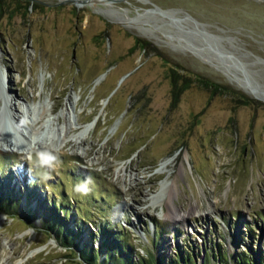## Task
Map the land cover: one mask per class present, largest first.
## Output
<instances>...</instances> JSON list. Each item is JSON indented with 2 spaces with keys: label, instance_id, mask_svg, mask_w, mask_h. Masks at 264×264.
Segmentation results:
<instances>
[{
  "label": "rangeland",
  "instance_id": "374dc122",
  "mask_svg": "<svg viewBox=\"0 0 264 264\" xmlns=\"http://www.w3.org/2000/svg\"><path fill=\"white\" fill-rule=\"evenodd\" d=\"M136 37L146 52L129 51ZM173 67L264 104V0H0V193L17 205L0 208V264H79L85 245L101 262L113 235L134 260L264 259V108L196 84L173 102ZM39 103L51 113L22 129L17 116L28 108L36 119ZM67 103L92 129L70 130L54 179L40 180L49 170L35 151L49 148L22 155L5 143L33 133L59 144L65 121L55 116ZM87 176L89 193L75 192Z\"/></svg>",
  "mask_w": 264,
  "mask_h": 264
},
{
  "label": "trees",
  "instance_id": "16d2710c",
  "mask_svg": "<svg viewBox=\"0 0 264 264\" xmlns=\"http://www.w3.org/2000/svg\"><path fill=\"white\" fill-rule=\"evenodd\" d=\"M148 46H149L148 41L142 38L136 37L134 40L133 47L130 48L129 51H132L135 48H140L142 51L146 52ZM171 69L172 70H171V74L169 75V77H170V83H171V93H172L173 102L178 101L180 95L183 93L185 89H187L189 86L193 84H196L208 90L210 98L215 95H220V94L229 95L233 97L234 99L238 100L240 104L257 105V106H262L264 108L263 103L241 93L240 91L228 85L214 82L210 80L209 78L195 75V74L180 75L178 72H175L177 71L175 67ZM5 197H6V194H5ZM7 207L10 208L11 210L13 209V211H17V205H14L6 201L5 198H2L1 193H0V208H5L7 210ZM44 210L46 211V213L48 214L50 213L49 216L51 215V212H50L52 211L51 209H44ZM29 218H28V221H29ZM51 219H52V222L51 220L50 221L48 220V227H50L49 229L53 230V227H54L53 222L54 223L56 222L58 225L59 220L54 217H52ZM107 225L109 226V224ZM100 230L104 234L107 232V230L104 227L101 228ZM54 231L64 248L71 250L73 247L76 246V244L73 242V239L70 238L69 236L68 228L61 230L59 226H56L54 228ZM118 237L114 235L112 236V238L108 237L109 239L107 238L108 240H105L104 244L101 245L102 248L105 247L106 249L105 257L101 262L99 261L100 256H98V253L92 248L91 245H85L83 248H81L76 254V256H74V258L77 259L79 264H194V256L192 255H188L185 258H180L178 256L176 258L171 259L168 262H165V261L163 262V258L161 256H155L153 254H147L146 257L140 255L136 260H134L129 255L128 250L126 248L127 241L124 238H122L121 235H119ZM112 246H117L116 252L113 251ZM233 263L234 264H264V259L258 262L252 259L251 257L242 255L241 257L234 258ZM221 264H226V263L225 261H222Z\"/></svg>",
  "mask_w": 264,
  "mask_h": 264
},
{
  "label": "bare ground",
  "instance_id": "6f19581e",
  "mask_svg": "<svg viewBox=\"0 0 264 264\" xmlns=\"http://www.w3.org/2000/svg\"><path fill=\"white\" fill-rule=\"evenodd\" d=\"M71 1H75L77 3H81L83 2L84 0H71ZM247 91V90H246ZM256 91V90H255ZM253 92V91H252ZM256 97H259L260 99L264 100V95L262 94H259V93H256L255 94ZM40 104V112H39V115L36 119H32V117L34 116V113L30 112L28 110V108H25L22 110V112H20V115L23 116L24 120L23 122L20 124V117L21 116H17V124L19 126L22 127V129H25V127L28 128H32L37 126L38 123L40 122V119L43 118L47 113H51V108H47L44 104ZM70 106H72V103H67L65 108L59 113L57 114V116H55V119H59L60 117H62L65 121L63 127L60 129V133L63 134V137L61 139V141L59 142V144H47L46 142H39L37 140V137H35V135H33V133H31L30 136H28V139L27 141L23 144V146H15V145H12L11 143L7 144L5 143V147H7L8 149H12V150H15L16 149V152H18L19 154H22V155H26V154H30L33 149L35 147H40V146H46L48 147L49 149L51 150H58L60 151L61 149H63V147H65L66 143L69 141V137H68V133L70 130L72 129H77L79 130V135H83V134H86L88 133L92 127L91 126H86V125H79L77 123H75L72 119H71V114H70ZM27 131V130H26ZM23 131L21 130V133ZM170 163V160H166V161H163L162 163H160L159 165V169L162 170L164 168H166L168 166V164ZM173 185V187L170 188V193H173L176 189V185L175 184H171ZM168 209V212L167 213L168 215H179V217H183V215H180L178 214V210L175 208V206H171L170 208H167ZM119 211V207L115 208L114 210V214H117ZM2 220L3 218L0 217V224L2 223Z\"/></svg>",
  "mask_w": 264,
  "mask_h": 264
},
{
  "label": "clouds",
  "instance_id": "9594fccd",
  "mask_svg": "<svg viewBox=\"0 0 264 264\" xmlns=\"http://www.w3.org/2000/svg\"><path fill=\"white\" fill-rule=\"evenodd\" d=\"M33 163L36 167L49 170L48 172L43 173L42 177H39V179L50 181L54 179L50 172L58 169L62 165V160L54 150L42 149L35 151V159ZM91 182L92 178L87 176L83 182L74 184L73 190L77 193L87 195L90 191L89 184Z\"/></svg>",
  "mask_w": 264,
  "mask_h": 264
}]
</instances>
